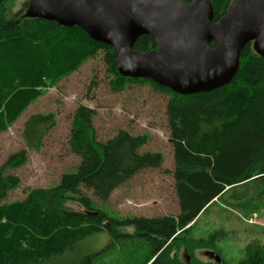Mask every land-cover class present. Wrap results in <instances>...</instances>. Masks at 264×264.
I'll list each match as a JSON object with an SVG mask.
<instances>
[{"label": "trees", "instance_id": "obj_1", "mask_svg": "<svg viewBox=\"0 0 264 264\" xmlns=\"http://www.w3.org/2000/svg\"><path fill=\"white\" fill-rule=\"evenodd\" d=\"M8 1L0 0V131L6 132L46 90L103 52L107 73L115 79L114 92L139 83L169 96L174 170L167 173L173 176L179 214L114 218L98 208L85 190L106 203L138 173L160 168L163 155L141 152L147 135L121 130L99 140L96 111L84 105L74 112L69 139L72 153L81 159L77 170L62 175L55 187L30 189L25 199L6 203L21 187V179L10 171L26 165L28 150H40L54 128L53 113L36 114L23 129L26 148L0 167V264H188L180 256L182 249L189 252L190 264H211L196 259L195 252L217 249L223 234L193 238L199 218L216 201L243 213L264 203V57L249 44L229 85L184 96L150 79L122 77L114 49L93 41L79 27L26 18L29 0L8 18ZM210 1L217 23L233 0ZM156 49L148 35L134 45L138 52ZM101 231L110 238L104 248L72 258L81 243ZM244 263L264 264V246L257 241L247 246Z\"/></svg>", "mask_w": 264, "mask_h": 264}, {"label": "rangeland", "instance_id": "obj_2", "mask_svg": "<svg viewBox=\"0 0 264 264\" xmlns=\"http://www.w3.org/2000/svg\"><path fill=\"white\" fill-rule=\"evenodd\" d=\"M27 1L9 0L7 17L23 9ZM112 80L115 82L107 73L104 53L101 52L46 90L6 132L0 131L1 167L9 156L26 148L22 133L31 116L53 113L56 117L54 128L45 137L41 149L28 150L27 164L10 171L21 179V187L10 193L6 203L25 199L30 189L55 187L62 175L77 170L81 159L72 153L69 139L74 112L80 105H84L96 111L94 125L99 140L107 141L121 130L133 135H147L148 144L141 152L163 155L160 168L138 173L116 190L106 203L99 202L91 191L85 190L98 208L114 218H156L179 214L173 176L167 173L174 170L173 145L167 117L169 96L148 84L139 83L129 84L122 92H114ZM215 203L199 218L190 235L195 239H206L215 233L223 236L216 241L217 249L196 251V259L216 264L215 260L205 255L206 252H214L221 257L223 264H248L244 263L247 246L256 241L264 246V203H259L260 208L253 213L233 210L219 201ZM67 206L82 211L75 204L68 203ZM109 241L105 231L94 233L80 244L81 247L72 258L100 250ZM180 256L185 263L190 264L188 251L182 249Z\"/></svg>", "mask_w": 264, "mask_h": 264}, {"label": "water", "instance_id": "obj_3", "mask_svg": "<svg viewBox=\"0 0 264 264\" xmlns=\"http://www.w3.org/2000/svg\"><path fill=\"white\" fill-rule=\"evenodd\" d=\"M25 16L81 28L114 49L122 77L150 79L184 96L229 85L249 44L264 57V0H233L217 23L210 0H29ZM144 35L156 50H134Z\"/></svg>", "mask_w": 264, "mask_h": 264}]
</instances>
